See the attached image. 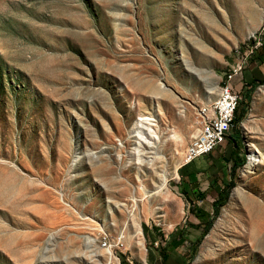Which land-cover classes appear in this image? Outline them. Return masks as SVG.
I'll list each match as a JSON object with an SVG mask.
<instances>
[{
	"label": "rangeland",
	"instance_id": "1",
	"mask_svg": "<svg viewBox=\"0 0 264 264\" xmlns=\"http://www.w3.org/2000/svg\"><path fill=\"white\" fill-rule=\"evenodd\" d=\"M263 21L264 0H0V264H264V62L196 158L195 216L181 191L199 110Z\"/></svg>",
	"mask_w": 264,
	"mask_h": 264
},
{
	"label": "built area",
	"instance_id": "2",
	"mask_svg": "<svg viewBox=\"0 0 264 264\" xmlns=\"http://www.w3.org/2000/svg\"><path fill=\"white\" fill-rule=\"evenodd\" d=\"M255 47H247V44L240 45L227 64L225 74L228 76L227 85H222V93L220 100L214 110H205L204 105L199 110L198 131L194 135L186 148H188V157L183 160L182 164L191 162L192 160L208 154L218 145H220L230 133L233 127L235 110L240 100V95L234 91L233 81L240 80L244 69L247 65L255 60L257 51L264 44V21L258 33L253 39ZM225 108L224 120L216 119V109Z\"/></svg>",
	"mask_w": 264,
	"mask_h": 264
},
{
	"label": "trees",
	"instance_id": "3",
	"mask_svg": "<svg viewBox=\"0 0 264 264\" xmlns=\"http://www.w3.org/2000/svg\"><path fill=\"white\" fill-rule=\"evenodd\" d=\"M255 61L258 64H261L264 62V44L262 45V47L257 51L256 56L254 57ZM261 80L259 79H254L253 80V85L255 86L256 84L260 83ZM249 100H250V93L246 92L245 95L243 96V98L238 102L237 108L235 110V115H234V121H233V128L236 127V125L241 121V119L245 116L246 112H247V107L249 104ZM238 166V163H233V170L234 168ZM190 182V181H189ZM192 186L196 187V191H191L189 192L188 190H186L185 188L181 187V191L183 193V195L186 197V199H188L190 201V203H192L191 207H190V213L195 216V209L197 208L194 203L197 199H204L205 197V191H202L199 189V187L197 186V181L196 182H190ZM228 195V191L225 192V194L223 193H219L217 198H215L212 201V207H213V211H214V215H216L219 211L220 206L225 202V199L227 198ZM196 227H201V222L197 221L195 223ZM211 225V221H208L206 226L203 228V232H207V230L209 229ZM159 256H161L162 260H166L167 258V254L164 252H158Z\"/></svg>",
	"mask_w": 264,
	"mask_h": 264
},
{
	"label": "crops",
	"instance_id": "4",
	"mask_svg": "<svg viewBox=\"0 0 264 264\" xmlns=\"http://www.w3.org/2000/svg\"><path fill=\"white\" fill-rule=\"evenodd\" d=\"M202 161H203V159L201 161H199V162L197 161L198 163H196V159H194L191 162L186 163L184 165V167L181 169V175H182L183 178H185V179H182V183L184 185L183 188H185L189 192L196 191V187L195 186H192L190 182H196L197 176H198V174L200 172L198 170V167L197 166H199L200 164H202ZM216 162L217 161H215L214 163L216 164ZM199 189L202 190V191H204L200 187H199Z\"/></svg>",
	"mask_w": 264,
	"mask_h": 264
},
{
	"label": "bare ground",
	"instance_id": "5",
	"mask_svg": "<svg viewBox=\"0 0 264 264\" xmlns=\"http://www.w3.org/2000/svg\"><path fill=\"white\" fill-rule=\"evenodd\" d=\"M225 85H227V83H226ZM221 93H222V87H221V89H220V94H221ZM219 100H220V95H219L218 101H217V103H216V106H217ZM215 108H216V107H215ZM215 108H214V109H215ZM224 117H225V108H217V109H216V119H217V120H224ZM187 157H188V150H187Z\"/></svg>",
	"mask_w": 264,
	"mask_h": 264
}]
</instances>
